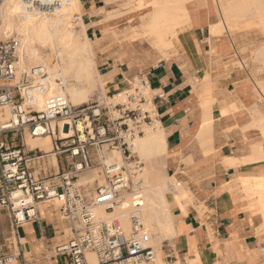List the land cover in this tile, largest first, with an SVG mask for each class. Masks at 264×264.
<instances>
[{
  "label": "crops",
  "instance_id": "1",
  "mask_svg": "<svg viewBox=\"0 0 264 264\" xmlns=\"http://www.w3.org/2000/svg\"><path fill=\"white\" fill-rule=\"evenodd\" d=\"M80 1L86 34L104 38L110 21L105 20L106 0ZM198 1L190 6V26L179 32L175 53L138 56L130 46L121 51L110 44L100 53L98 70L105 94L145 75L166 135L163 164L189 191L185 204H170L177 235L163 242L156 264H264V160H243L259 141L252 126L259 90L236 66L232 36L210 33V25L218 22L212 1ZM209 100L214 122L211 133L200 138L202 105ZM44 154L33 164L42 177L65 169L57 152L55 161ZM225 157L241 163L226 165ZM37 216L15 234L8 210L0 207V247L13 253L19 246L25 263L18 264H65L66 258L53 256V249L67 240L68 221L59 207L44 202L37 204Z\"/></svg>",
  "mask_w": 264,
  "mask_h": 264
},
{
  "label": "built area",
  "instance_id": "2",
  "mask_svg": "<svg viewBox=\"0 0 264 264\" xmlns=\"http://www.w3.org/2000/svg\"><path fill=\"white\" fill-rule=\"evenodd\" d=\"M19 45L17 36L0 39V107L9 110V117L0 120V207L8 210L14 233L18 234L24 222L38 217L39 202L52 204L57 200L71 235L54 247L53 256L65 257V264H91L87 257L90 252L96 257L94 264H156V247L139 215H133L131 231L127 232L118 222H108L94 212L96 206L112 210L122 192L134 193L138 188L139 183L133 181L137 168L107 162L103 157L116 149L127 160L132 156V141L143 134L142 124L159 121L154 96L148 98L146 94L151 89L147 78L141 75L127 88L109 94H122L119 101L100 99L75 106L66 94L54 93L45 96L40 108L39 94L48 91L51 76L43 64L23 69L16 79ZM56 82L65 85L62 76ZM66 129L72 133L64 138L61 134ZM27 133L32 137L52 136L57 155H66L69 169L40 176L30 163L45 154L34 153L43 152L39 147H26ZM17 139L20 143L15 145ZM95 153L98 161L94 160ZM97 165L105 183L92 191L89 184L78 183V174ZM18 260L25 263L19 246L13 253L8 246L0 247V264H18Z\"/></svg>",
  "mask_w": 264,
  "mask_h": 264
},
{
  "label": "bare ground",
  "instance_id": "3",
  "mask_svg": "<svg viewBox=\"0 0 264 264\" xmlns=\"http://www.w3.org/2000/svg\"><path fill=\"white\" fill-rule=\"evenodd\" d=\"M185 1L186 0H175L174 4L169 3V0L150 1L149 5L151 6V12L149 13L150 16L149 29H150V33L153 32L154 35L156 36L155 42L160 49L163 48L164 43H168L170 45L174 37L175 36L178 37L179 32L183 30L184 27L190 26V20L185 18L188 16V10H187L188 8L185 4ZM251 1L253 2L254 0H230V4L224 10V12H228L235 9L242 10L245 12V7L249 6V4L252 3ZM138 10L141 9L138 7L135 8L134 11H138ZM41 13L42 15L45 16L46 23L51 29V32L53 33L54 42L49 41L48 46L50 47L51 56L54 53L57 54L55 57L56 62L54 63L53 67H50V58L49 59L47 58L50 56L40 57L37 55L36 51L34 50L35 48H32L29 51L27 57L23 55L21 56L20 54L19 63L17 64L16 61V65L18 67L16 72V79L20 77L21 71L23 69L40 66L44 64L47 66L51 78L48 82L49 85L48 91L39 94L38 106L40 108L44 104L45 96L54 93L66 94L75 106L86 104L91 100L92 95L95 93L97 89V85L99 83H101L104 89L105 80L96 67V56L92 45L93 41L91 37H89L86 34V25L82 20L83 11L81 10L80 0H0V34H2L4 37L17 36L20 41V45L18 49H21L24 45V42L27 39H29L31 35H33L35 25L37 21H39L38 18L42 16ZM144 18L145 15H142V25L144 24L143 23ZM180 18H183L182 21L177 22V20ZM260 23L264 25V20L260 19ZM75 25H77V28H75ZM15 30L17 31V33H14ZM145 31L147 33V30ZM42 32H40V34ZM139 36L140 35H138L137 37ZM133 38L135 39V37ZM59 76H62L64 78V82H65L64 87H61L56 82V78ZM147 92L151 93L150 97H148L151 98L153 94L152 90L148 89L146 93ZM105 96L108 101L111 100L119 101L121 100L122 94L118 95L116 93L114 97L107 96V94H105ZM202 107L204 110L205 118H204V123L200 138L201 136L204 137L207 136V134L211 131L212 124L214 122V117L212 112L213 111L212 100L205 101ZM3 111L0 109V120L8 116V110L5 109V111L4 112ZM142 127H143V134H139L134 138L131 145V151L133 148L135 152H139L144 156L160 155L161 152L166 153L167 152L166 135L164 133V128L161 122L156 121L153 124L143 123ZM71 133L72 130L68 132V130L66 129L62 132L61 135L64 138H67L71 135ZM53 141L54 140L52 139V136L49 135L37 136V137L28 136V138L25 136V145L28 149L41 147V149L45 150L46 152H50V151L52 152L49 146H51ZM55 153L56 152L54 151L53 154ZM111 153L110 155H105L103 157L104 161L107 162L116 161L122 163L121 161L122 153L119 150L115 149ZM243 160L245 161V163L246 160L249 161L264 160V155L256 156L255 152H253L251 156H248L247 158H243ZM243 160L242 163H244ZM138 162L141 163V160L140 159L137 160L134 163V166L130 167V169L137 168L136 169L137 175L135 174L133 176L134 177L133 181L135 183L137 182L140 183V185L138 186L136 191L132 193V198L130 201L125 200L119 204L120 202L119 200V202L116 205L119 204L118 207H120V209L116 210V208H118V207L115 208L116 205L113 207V209L115 208L116 210L115 211L112 209L113 211H115L113 213L114 216L113 219L115 220L119 219L121 225L125 226L126 229L127 227L130 226V224L129 225L127 224L131 223L129 221L131 219L129 218H131L135 214L141 215L140 217L142 218L144 223L148 221V225L152 224L150 220L152 221L156 220V222L158 221V223L160 224V227L158 228L157 226L159 232L155 230L154 233L156 231L158 233L161 232L162 236L161 238L158 239L156 236L155 239L151 236L152 238L151 240L156 241L157 239L155 243H158V241L159 243H161L162 238L167 237V235L172 234L171 237H173V235L174 236L177 235V231L175 228V220L173 219L171 213L172 211L170 209V204H171L170 198L171 196H173V193L172 192L170 193L169 191L172 190L171 188L174 189V187H171L169 184L165 182L152 186L149 185L150 184L149 183L148 184L149 186L146 185L147 188L145 187L146 189L144 191H141L142 182L135 180H137L138 178L140 179L143 178L144 180V177L147 178V174L145 172L146 169L145 170L142 169V166L138 165ZM238 162L241 163V160L236 159L234 157H226V159L224 160V163L230 166ZM94 175H95L94 177L95 179L98 177L100 180H102V183L99 185L105 183L103 174L100 171H95ZM173 177L174 176H172V178ZM83 178L81 177L80 180H84ZM80 180L79 182H81ZM92 180H93L92 178L86 179L85 181L82 182V184H90ZM146 183H148V181ZM177 184H178L177 186H179V183ZM178 188L179 187L175 188V190ZM122 194L124 197L130 193L128 191H124L122 192ZM175 194L178 195L177 197L180 196L183 198L182 200L184 201L181 203L183 204L186 203V200L184 198L187 197L189 193L187 196H185L187 194V191H185L184 188L183 190L178 189L177 193L175 192ZM15 197L18 198L19 195H15ZM142 198H144L145 200L144 199L142 200ZM19 203L20 202L17 201V205H19ZM97 209L98 207L97 208L94 207V212L98 217H100L98 215L99 212L97 211ZM112 210H105V211L112 212ZM104 220L108 222L115 221L110 219H104ZM150 226H152V229L150 228L152 231L155 225L154 226L150 225ZM67 230H70V226L67 227ZM150 234H153V231ZM87 257L90 260L91 264L97 262L96 257L93 253L91 252L88 253ZM176 264H180V262L178 261Z\"/></svg>",
  "mask_w": 264,
  "mask_h": 264
},
{
  "label": "rangeland",
  "instance_id": "4",
  "mask_svg": "<svg viewBox=\"0 0 264 264\" xmlns=\"http://www.w3.org/2000/svg\"><path fill=\"white\" fill-rule=\"evenodd\" d=\"M150 1L151 0H129V1L128 0H113V1L106 0V3L108 4V6H107V11L104 10L105 14H106L105 17H107V18H105V20H110L106 24L107 27L105 29H107V31L105 33L104 38H100V36L96 37L95 39L91 38L93 41L92 45H93L94 53L96 56V67H97V69L100 68L99 67V62H100L99 60H100V57L102 56L100 54L101 51L105 50L104 48L110 44L116 45L119 49H121V51H123L122 49L124 47L130 46L131 48H134V50H135L134 52L138 53V56H141L143 53H148V51H154L155 54L157 53V56H160V57L169 56V53L172 54V53L176 52V46H177V43L179 42V37H177L175 35H174L175 37L171 41L170 45L168 43H164L163 44L164 46L162 49H160L156 45V42H155L156 36L154 35L153 32L150 33V29H149L150 28L149 27V24H150L149 13L151 12V6L149 5ZM195 1L196 0H186L185 1V4L188 8L187 9L188 10V16L185 18L189 19L190 21H191L190 6L191 7L195 6ZM202 1L203 0H199L198 3H201ZM211 1L215 7L218 22L210 25V33L211 34H218V35L229 33L232 36L233 41H234L235 46H236V51H237L236 66H238L240 69H242L243 71H245L247 73L246 77L248 78V80L253 81L259 90V92H258V100L259 101H258L257 107L254 110L255 111L254 112L255 120L252 123V126L254 128H257L259 131V141H258V143H256L254 145L253 152H255L256 156H261V155H264V33H263L264 32V25H262L260 23V19L264 20V0H254L253 2L251 1L252 3H250L249 6L245 7V12L242 10H237V9L231 10L228 12H224V10L230 4V0H211ZM127 2H129V3H127ZM174 2H175V0H169V3H171V4H174ZM196 6H197V4H196ZM134 7L135 8L139 7L141 10L134 11L135 10ZM81 10L83 11L82 3H81ZM42 13H41V15H42ZM142 15H145V18L143 19V23H144L143 25H142ZM182 19L183 18L178 19L177 22H181ZM38 20L39 21H37V23L35 25L33 35H31L29 37V39H27L24 42V45L21 49H17L16 61L18 64L20 54H21V56L23 55V56L27 57L29 54V51L32 48H35L34 50L36 51L38 56H40V57L50 56L47 58L48 59L50 58V67H53L54 63L56 62L55 57L57 54L54 53L53 54L54 56L53 55L51 56L50 55V47L48 46L49 41L54 42L53 33L51 32V29L47 25L44 15L39 17ZM40 27H41V29H40ZM75 28H77V25H75ZM37 29H39V30H37ZM145 30H147V33ZM39 31L40 32L43 31L42 33L45 36L42 33L40 34ZM14 33H17V31L15 30ZM45 33H47V34H45ZM136 34H137V36L138 35H140V36L137 37ZM41 36L43 39L41 38ZM9 37H4L2 34H0V39H2V40L7 39ZM133 37H135V39ZM46 43H48V44H46ZM101 45H103V46H101ZM123 56H124V53L121 52L119 54V58H123ZM17 69H18V67H17ZM135 80H137L136 76H135ZM107 94L109 95V93H107ZM146 94H147V97H150V95H151L150 92H147ZM100 99H105V100L107 99L101 83H99L97 85V89H96L95 93L92 95V98L89 101V103L94 102L96 100H100ZM0 109L2 111L3 110L5 111V109L8 110L7 107H0ZM8 117H9V110H8V116L5 118H8ZM5 118H3L2 120H4ZM28 136H30L29 133H27L26 137L28 138ZM52 139H53V137H52ZM19 143H20V139H17L15 142V145L19 144ZM53 144H54V141L52 142L51 146H49L51 148L52 152L51 151L46 152L45 150L42 149L43 152L36 150V151H34V153H36L38 155L40 153L49 154V156H53V159L55 161L56 157H55V154H53V152L54 151L56 152V150L54 149ZM39 148L41 149V147H39ZM131 152H133V153H132V156L130 158L125 160L123 155H122L121 161H122V163L126 164V166H128L130 168V167L134 166V163L137 160H139V159L141 160L142 169H144V170L146 169L145 172L147 174V178L144 177V180H143V178H141V179L136 178L137 180H135V181H141L142 182L141 191H144L147 188L146 185H148L149 183H150L149 185L152 186V185H158L160 183L165 182V183L169 184L171 187H174V189H173L169 186L172 189L169 192L173 193V196H171V198H170V202H172V207H173L174 202H183L184 201V200H182L183 199L182 197L179 196L180 197L179 198V197H177L178 195L175 194V192L177 193L178 189L183 190L184 186L180 182H179V186H177L178 182L175 181V179L172 178L171 175H169L167 173L165 164H163L162 158H163V155L165 153L161 152L160 155L144 156V155L140 154L139 152H135V150L133 148H132ZM114 154H116V153H114ZM105 155H110V153H105ZM43 158L44 157H41L38 159L42 160ZM58 158H60L62 160L63 164L65 165L64 166L65 169L59 170V172L67 171L69 169V166H68V163L66 161V155L65 154L58 155ZM38 159H36V160H38ZM225 159H226V157L224 158V160ZM36 160H33L30 163L31 167H33L34 161H36ZM94 160L95 161L99 160L98 155L96 153L94 154ZM143 167H145V168H143ZM33 168L41 176L39 168H36V167H33ZM95 171H100L102 173V170H101L100 166H98V165L95 166L93 169L84 170V171L80 172L78 174V183L82 184V182L85 181L86 179L92 178L93 180L89 184V187L92 191H94L96 185H99L102 183V180H100L98 177L96 179L94 178L95 177V175H94ZM136 175H137V173H136ZM81 177L82 178L84 177L83 178L84 180H80ZM145 179H146V182L148 181V183L145 182ZM79 180L81 182H79ZM139 185H140V183L138 184V186ZM177 187H179V188L175 190V188H177ZM184 190L187 191V194L185 195V196H187L189 191L186 188H184ZM128 192L130 194H127L126 196L121 198L119 204L125 200H129V201L131 200L132 192L130 190ZM189 196L190 195H188L184 199L187 200V198H189ZM143 199L144 198H142V200ZM51 203L56 205L57 207H59V205H60V202L57 200H54ZM119 204L116 205L115 208L118 207ZM97 207H98L97 211L99 212L98 215L104 219H110V220H115V219H113L114 218L113 213L116 210L120 209V207H118V208H116V210H115V208L113 209L115 211L112 210V212H107L104 210L103 207L96 206V208ZM136 215H138V214H136ZM139 216H141V215H139ZM132 217L129 219H132ZM115 221L121 225V222L119 219L118 220L116 219ZM129 221L131 222V220H129ZM150 222L152 224L148 225V221H146L144 224L146 225L148 230L150 228L152 229V226H150V225H153V226L155 225L154 226L155 229L153 228V230H152L153 234H151V236L154 239H155V236L157 237V239L161 238L162 234H161V232L158 233L159 231L157 229V226H158V228L160 227V224L158 223V221L156 222V220L155 221L150 220ZM129 224H130V226L127 227L128 230L125 228V226H123V225H121V226L124 228L125 231L130 232L131 231V223H128L127 225H129ZM68 226H69V222H68ZM151 229H150V233H152ZM155 230H157L158 232L156 231L154 233ZM65 232H66V238L68 240V238L71 235V232H70V230H67V229L65 230ZM171 235H167V237L162 238L161 243H159V241H158L159 244L155 243L157 241V239H156V241L151 240V243L156 247V252H157L156 260L157 261L160 260L159 254L161 252V247H162L163 242L166 239H171V238H174L176 236V235L175 236L173 235V237H171ZM12 241L14 243H16V239H15L14 235L12 237Z\"/></svg>",
  "mask_w": 264,
  "mask_h": 264
}]
</instances>
